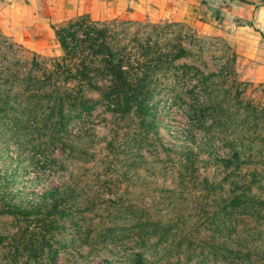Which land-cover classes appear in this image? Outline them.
I'll use <instances>...</instances> for the list:
<instances>
[{"label":"rangeland","instance_id":"374dc122","mask_svg":"<svg viewBox=\"0 0 264 264\" xmlns=\"http://www.w3.org/2000/svg\"><path fill=\"white\" fill-rule=\"evenodd\" d=\"M60 29L66 54L0 38V264H264L259 62L192 19ZM108 55L143 117L103 99Z\"/></svg>","mask_w":264,"mask_h":264},{"label":"crops","instance_id":"0c3cea01","mask_svg":"<svg viewBox=\"0 0 264 264\" xmlns=\"http://www.w3.org/2000/svg\"><path fill=\"white\" fill-rule=\"evenodd\" d=\"M131 17L212 25L264 76V0H0V38L41 55L59 54L58 27ZM208 23V24H207Z\"/></svg>","mask_w":264,"mask_h":264},{"label":"trees","instance_id":"16d2710c","mask_svg":"<svg viewBox=\"0 0 264 264\" xmlns=\"http://www.w3.org/2000/svg\"><path fill=\"white\" fill-rule=\"evenodd\" d=\"M63 33L64 29L57 30L56 37L62 50L66 54L67 48L64 43ZM105 62L106 67L110 69L112 73H115V81L113 82L110 89H108L107 92L103 94V99L114 104L118 110H120V107H122L124 112H129L134 106L137 115L143 117V114H145L147 111L146 100L148 97H150V89L147 86L148 82H144L142 79H134L133 75H130L127 71H124V69L119 66L118 58L113 55H108V60ZM89 86L92 88L94 85L90 84ZM98 90L103 91L105 89L100 88ZM89 102L90 101L88 100L82 101L79 112L89 110L92 106L87 104ZM53 208L55 209L56 205H53ZM49 228H51V226H49Z\"/></svg>","mask_w":264,"mask_h":264}]
</instances>
